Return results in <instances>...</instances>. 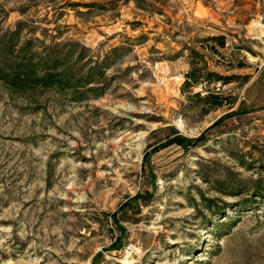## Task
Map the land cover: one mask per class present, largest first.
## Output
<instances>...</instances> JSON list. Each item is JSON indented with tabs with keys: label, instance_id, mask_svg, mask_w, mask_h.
Segmentation results:
<instances>
[{
	"label": "rangeland",
	"instance_id": "374dc122",
	"mask_svg": "<svg viewBox=\"0 0 264 264\" xmlns=\"http://www.w3.org/2000/svg\"><path fill=\"white\" fill-rule=\"evenodd\" d=\"M18 58L76 85L0 81V264H264V0H0Z\"/></svg>",
	"mask_w": 264,
	"mask_h": 264
},
{
	"label": "trees",
	"instance_id": "16d2710c",
	"mask_svg": "<svg viewBox=\"0 0 264 264\" xmlns=\"http://www.w3.org/2000/svg\"><path fill=\"white\" fill-rule=\"evenodd\" d=\"M15 61L13 64H10L9 61H4L0 64V81L12 92L25 95L36 91L65 90L76 85L74 77H72L74 71L68 68L59 72L62 70V63L57 59L40 58L36 62H25L20 61V58H18ZM218 80L222 81L223 79L219 78ZM197 84L195 82V85ZM193 142V140L186 138H176L169 145L177 144L187 148ZM136 200H139V198ZM115 222L117 223L118 221L115 220ZM113 250H118V248Z\"/></svg>",
	"mask_w": 264,
	"mask_h": 264
},
{
	"label": "built area",
	"instance_id": "2783aa9c",
	"mask_svg": "<svg viewBox=\"0 0 264 264\" xmlns=\"http://www.w3.org/2000/svg\"><path fill=\"white\" fill-rule=\"evenodd\" d=\"M124 251H125V253H130V254L134 253V251H133V249H132V247L130 245L125 246L124 247Z\"/></svg>",
	"mask_w": 264,
	"mask_h": 264
}]
</instances>
